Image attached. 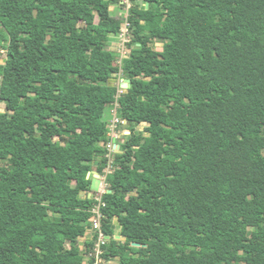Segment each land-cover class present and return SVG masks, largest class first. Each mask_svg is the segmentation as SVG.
Here are the masks:
<instances>
[{
    "label": "trees",
    "instance_id": "trees-1",
    "mask_svg": "<svg viewBox=\"0 0 264 264\" xmlns=\"http://www.w3.org/2000/svg\"><path fill=\"white\" fill-rule=\"evenodd\" d=\"M129 1L0 0V264H92L94 169L105 262L264 264V0Z\"/></svg>",
    "mask_w": 264,
    "mask_h": 264
},
{
    "label": "built area",
    "instance_id": "built-area-1",
    "mask_svg": "<svg viewBox=\"0 0 264 264\" xmlns=\"http://www.w3.org/2000/svg\"><path fill=\"white\" fill-rule=\"evenodd\" d=\"M123 6L125 7L124 4ZM129 27H130L129 22L126 21L123 24L121 33L117 36L116 40L112 43L110 47V49L113 52L118 54L119 56L118 63L120 64H122L123 60L127 58L129 55L128 45L131 43V35H130ZM115 43L116 46L113 47ZM116 108H117V104L113 108L114 110L113 118L109 125V130H110L109 136L111 137V141L107 145L109 156L117 152V148H116L117 144L115 142L119 139V137L118 134L116 133V128L118 127V125H125V122L116 116ZM104 193L105 191H101L99 197L96 198L98 203L91 210L92 217L90 219L91 226L89 228V231L97 236L93 252L90 253L89 255V259L92 260V264H109L108 262H105L103 258L105 254V246L107 245L109 240L102 228V223L104 219L102 208L104 207V203L101 200V196Z\"/></svg>",
    "mask_w": 264,
    "mask_h": 264
},
{
    "label": "rangeland",
    "instance_id": "rangeland-1",
    "mask_svg": "<svg viewBox=\"0 0 264 264\" xmlns=\"http://www.w3.org/2000/svg\"><path fill=\"white\" fill-rule=\"evenodd\" d=\"M120 1H121L122 5L123 4L125 5V9L124 10H122L121 12H119L118 10H115V8L117 7V4H115V3L111 5L110 9L114 10V13H116V15L118 17H127L128 16V10H129V7L131 6V3H130L129 0H120ZM115 46H116V43L114 44L113 47H115ZM158 50H161V46L160 45H158ZM5 60H6V52L5 51H0V64L5 63ZM117 64L120 67L122 66V64H120L118 62H117ZM125 79H127V78L120 72L118 74L117 78L113 79L111 82H112V84H119L120 85V84L123 83V81ZM4 111H5V105L2 102H0V112H4ZM112 118H113V114H111V112L109 110H107L106 113H105V119L107 121L111 122ZM137 129L140 130V131L141 130L144 131L145 126H140ZM123 132H126V134H123ZM116 133L118 134V137H119L118 141L119 142H123L124 135L128 134V129H127V127L125 125H118V127L116 128ZM118 150H117V152H118ZM107 171L108 170H106V172ZM92 190L94 192H97L98 197L101 194V191H105L106 192L107 191V185L105 183V177H101L100 176L99 179H93ZM115 232H116V237H117V235L119 233V226H117V225H115ZM80 244H81V246L83 248V242L82 241H80Z\"/></svg>",
    "mask_w": 264,
    "mask_h": 264
},
{
    "label": "crops",
    "instance_id": "crops-1",
    "mask_svg": "<svg viewBox=\"0 0 264 264\" xmlns=\"http://www.w3.org/2000/svg\"><path fill=\"white\" fill-rule=\"evenodd\" d=\"M113 109L111 110V114H113ZM123 134H126V132H123ZM113 142V141H112ZM118 140L115 142L116 144H117V150L119 149V144H118ZM90 177H93L94 179H99L100 178V175L96 172V170L94 169V171L92 172V174H90ZM90 196H93L92 194L90 195ZM92 237V233L91 232H89V233H87L86 234V236L81 240L82 242H84V241H87L88 239H90ZM117 238H119V237H117ZM82 247V246H81ZM86 259V258H85ZM87 259H86V261H85V263L84 264H87Z\"/></svg>",
    "mask_w": 264,
    "mask_h": 264
},
{
    "label": "water",
    "instance_id": "water-1",
    "mask_svg": "<svg viewBox=\"0 0 264 264\" xmlns=\"http://www.w3.org/2000/svg\"><path fill=\"white\" fill-rule=\"evenodd\" d=\"M120 88L123 90H128L131 88V80L125 79L122 84H120ZM92 197V196H91ZM133 246L139 247L140 245L137 243H133Z\"/></svg>",
    "mask_w": 264,
    "mask_h": 264
}]
</instances>
